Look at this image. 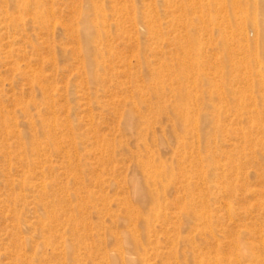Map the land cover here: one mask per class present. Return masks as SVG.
I'll list each match as a JSON object with an SVG mask.
<instances>
[{
	"label": "rangeland",
	"instance_id": "1",
	"mask_svg": "<svg viewBox=\"0 0 264 264\" xmlns=\"http://www.w3.org/2000/svg\"><path fill=\"white\" fill-rule=\"evenodd\" d=\"M263 2L0 0V264H254Z\"/></svg>",
	"mask_w": 264,
	"mask_h": 264
},
{
	"label": "bare ground",
	"instance_id": "2",
	"mask_svg": "<svg viewBox=\"0 0 264 264\" xmlns=\"http://www.w3.org/2000/svg\"><path fill=\"white\" fill-rule=\"evenodd\" d=\"M262 10H263V14H264V2H263V8H262ZM264 17V16H263ZM262 23H260V28H259V26H258V24H254V26H256L255 28H257V29H259V31L258 32H260L261 30L263 31L264 30V18L262 19V21H261ZM92 31V27H86V29H85V32H86V34L88 35V37L90 36V34L92 33L91 32ZM263 86V85H262ZM222 195H224L226 198L227 197H230V199L231 198H235L236 197V195H237V193L239 192V193H250L252 196H263L264 197V191H257V190H250V188H248V187H244V186H242V188H237V187H233L232 185H230V184H224L223 185V187H222ZM262 197V198H263ZM261 199V198H260ZM209 200V199H208ZM224 202V201H223ZM203 204V202H201V205ZM228 203H226V205H227ZM262 204V203H261ZM206 205V204H205ZM229 205V204H228ZM262 206H264V203L262 204ZM229 207V206H228ZM258 207H259V205H258ZM195 206H194V203L192 202V201H189V203L187 204V218L189 219V221H195L196 223H198V225L197 226H195V229H196V231H201L202 233H203V230L205 229V228H207V226H210L211 225V227H212V225H213V223L215 222V217L214 216H212V215H209V214H207V213H203V212H201V213H197L196 211H195ZM203 208V207H202ZM227 208V207H226ZM261 208V207H260ZM227 209H230V208H227ZM229 211H231V210H229ZM228 211V212H229ZM234 212V211H233ZM258 213V212H257ZM230 215H231V213H229ZM235 215V214H234ZM233 217V216H232ZM231 217V218H232ZM219 220V219H218ZM201 228V229H199L198 230V228ZM212 231V230H211ZM246 231H247V229H246ZM248 232V231H247ZM246 232V233H247ZM201 233V234H202ZM211 234H212V232H211ZM249 234V233H248ZM252 235V234H251ZM213 236H214V234H213ZM227 236H228V233H227ZM262 236V235H261ZM218 241V240H217ZM192 244H194L195 243V237L192 239ZM257 243L258 244H255V243H250V244H248L247 246L245 245V246H243L242 247V250H243V259H245L247 262H252V263H258V262H261L262 264H264V260L263 259H261V261H260V256H258L257 255V253H253V252H255V251H258L259 252V254H264V238H262L261 237V239H260V242H258L257 241ZM239 249H240V247H239ZM217 257V256H216ZM263 257H264V255H263ZM194 259L196 260V257H194ZM206 260V259H205ZM240 260V259H239ZM217 264L218 263H220V262H222V260L220 259V258H216L215 260H214ZM225 261V260H224ZM201 261H199V263H200ZM229 262H230V260H229ZM214 263V262H213ZM234 263H236V262H234ZM233 263V264H234ZM239 263V262H238ZM241 263V262H240ZM239 263V264H240ZM201 264H203V263H201ZM222 264V263H221ZM237 264V263H236Z\"/></svg>",
	"mask_w": 264,
	"mask_h": 264
}]
</instances>
